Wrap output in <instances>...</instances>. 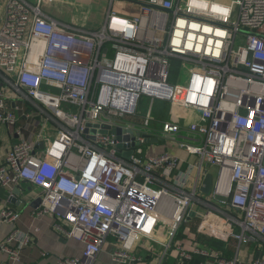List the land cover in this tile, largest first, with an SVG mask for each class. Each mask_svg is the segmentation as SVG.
I'll return each instance as SVG.
<instances>
[{
	"label": "built area",
	"instance_id": "obj_1",
	"mask_svg": "<svg viewBox=\"0 0 264 264\" xmlns=\"http://www.w3.org/2000/svg\"><path fill=\"white\" fill-rule=\"evenodd\" d=\"M44 1L9 0L0 28V124L16 137L0 188L30 184L36 216L84 245L58 264H96L110 237L113 264H264V0H109L97 29ZM132 1L138 16L113 8ZM19 216L0 206V224ZM33 241L14 227L1 264H25Z\"/></svg>",
	"mask_w": 264,
	"mask_h": 264
},
{
	"label": "crops",
	"instance_id": "obj_2",
	"mask_svg": "<svg viewBox=\"0 0 264 264\" xmlns=\"http://www.w3.org/2000/svg\"><path fill=\"white\" fill-rule=\"evenodd\" d=\"M9 0H0V28L3 23L6 5ZM30 1V0H27ZM40 0H34V3H38ZM105 5L109 7V0H103ZM31 2V1H30ZM79 0H45L43 3L44 12L51 18L67 23H71L77 26L85 25L88 29H97L98 27L90 28L86 23L76 17L78 10ZM115 5L121 6L122 10H128L127 15L123 17L130 18L140 14L139 5L129 2L122 3L116 2ZM107 9H104L106 11ZM107 12V11H106ZM119 14V13H118ZM120 15V14H119ZM105 19V17H104ZM103 19V20H104ZM81 26V27H83ZM40 118H35L36 127L32 131L27 132L26 136L33 140L36 133L40 131L42 122ZM21 125L25 126L26 122L21 121ZM16 137L11 130L4 124H0V164L4 160L7 151L15 143ZM157 149L160 153L166 152L169 149L163 146L161 143H157ZM174 152H177L174 150ZM181 154L180 152H177ZM20 187L27 192L22 195V199L25 203L20 205L12 204L9 202V192L6 189L0 188V206H8L19 212L20 216L15 226L0 224V241L13 231L14 227L19 230L33 235V243L26 248L22 254V263L25 264H58L59 260L66 257L80 256L84 250V245L77 240H65L59 236V234L53 228V219L49 216L43 215L41 217L36 216V212L40 207L38 204L39 195L35 188H33L27 182L20 184ZM117 240L115 237H110L105 244L103 252L101 253L96 264H113L112 255L117 249ZM141 252V251H140ZM6 260V256L0 253V264Z\"/></svg>",
	"mask_w": 264,
	"mask_h": 264
},
{
	"label": "rangeland",
	"instance_id": "obj_3",
	"mask_svg": "<svg viewBox=\"0 0 264 264\" xmlns=\"http://www.w3.org/2000/svg\"><path fill=\"white\" fill-rule=\"evenodd\" d=\"M31 1V2H30ZM29 2L32 4H36L33 1L34 0H30ZM104 9H108V5L104 3L103 0H79V5H78V10L76 12V17L80 20H82V22L84 21L86 23L87 26H89L90 28L93 27H98L100 25V23L103 21L104 22V17L106 18L107 16V10L104 11ZM115 11L118 12L120 15H127V11L128 10H122L121 6H117L115 5ZM83 26V24L81 25ZM83 27L86 28V26L84 25ZM174 65V70L178 67L175 63H173ZM175 74V72H174ZM185 79V77L183 78ZM176 81V80H175ZM157 110L155 113L156 115L160 116L163 119H167L170 118V111L169 108L170 106H163V105H159L157 106ZM161 112V113H160ZM171 118H174V113L172 112L171 114ZM35 122V121H34ZM36 127V125H33V128ZM51 139H53V137H51ZM46 143H47V139H46ZM214 179H217L218 176V169L217 168H213V170L211 171ZM150 230L151 232H153L155 235L161 236L162 232H161V225L157 224V223H153V225L150 226Z\"/></svg>",
	"mask_w": 264,
	"mask_h": 264
},
{
	"label": "water",
	"instance_id": "obj_4",
	"mask_svg": "<svg viewBox=\"0 0 264 264\" xmlns=\"http://www.w3.org/2000/svg\"><path fill=\"white\" fill-rule=\"evenodd\" d=\"M134 3V1H132ZM99 134H104L107 135L110 132L112 133V135H116L117 139L122 140L121 139V135H122V130L121 129H114L112 130L111 127L109 126H99V125H92V124H88L87 126V130H86V134H89V137L91 140H94V136L96 133ZM147 143L151 144V143H157L159 140L156 138H149L147 137ZM44 147V143L41 144V148ZM212 184H213V177L211 174L207 175L206 180L204 182L205 187L202 189V191L204 192V194L209 195L211 193V188H212ZM10 196H9V202L12 204H17L20 205L21 203H25V201L22 199V195H24L27 191L23 190L21 187H17L15 189H13V191H8ZM38 204L41 205V199L39 198L38 200Z\"/></svg>",
	"mask_w": 264,
	"mask_h": 264
},
{
	"label": "trees",
	"instance_id": "obj_5",
	"mask_svg": "<svg viewBox=\"0 0 264 264\" xmlns=\"http://www.w3.org/2000/svg\"><path fill=\"white\" fill-rule=\"evenodd\" d=\"M183 234V230L180 232V235H182Z\"/></svg>",
	"mask_w": 264,
	"mask_h": 264
}]
</instances>
